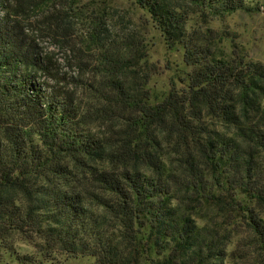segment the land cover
<instances>
[{"label":"trees","instance_id":"trees-1","mask_svg":"<svg viewBox=\"0 0 264 264\" xmlns=\"http://www.w3.org/2000/svg\"><path fill=\"white\" fill-rule=\"evenodd\" d=\"M183 1L137 0L191 68L152 104L135 32L92 18L81 40L97 58L75 60L92 75L67 76L40 39L72 38L70 12L0 0V241L17 233L44 256L93 264H264V64L188 28L190 6L223 15L248 0Z\"/></svg>","mask_w":264,"mask_h":264},{"label":"rangeland","instance_id":"rangeland-1","mask_svg":"<svg viewBox=\"0 0 264 264\" xmlns=\"http://www.w3.org/2000/svg\"><path fill=\"white\" fill-rule=\"evenodd\" d=\"M172 1L177 5L184 2L183 0ZM247 2L248 9L223 15H214L207 9H193L190 6L192 13L189 16L188 28L190 31L199 33L207 43L224 51L225 54L243 53L249 59L264 64V0H248ZM64 8L72 15L74 30L77 34L69 31L68 34L72 33V38L63 37L60 34H57L55 38L43 35L40 41L45 50L53 55V60L59 61L54 66L66 72L67 76L74 74L90 77L92 75L86 70H79L75 60L97 58L96 51H89L81 38L90 27L91 19L98 16L103 20L104 26L112 29L115 36L135 32L141 40L147 54L148 68L152 72L148 84L152 104L161 102L170 89L186 87V79L191 68L185 62L183 47L179 44H168L163 30L137 0H56V3L50 6L52 10ZM43 9H47V6ZM33 14V22L42 26L36 20L42 17L43 10L36 9ZM66 37L71 40L61 42ZM69 42L75 47L73 52H70ZM92 52L96 54V57L91 55ZM85 98L89 100L88 97L85 96ZM107 124L102 120H96L92 128L100 135L114 134L113 136H116L121 125L108 126ZM156 136L160 138L158 134ZM76 165L77 161H73L72 168L74 169ZM97 166L109 167L111 163L106 160L99 162ZM76 170L79 175L77 171L71 175L74 182L80 183L81 179L88 180L89 173L86 168L81 167ZM25 255L33 256L32 264L94 263L93 258L89 256L68 258L62 256L59 260L52 259V256H44L38 251L34 242L24 239L17 233H13L8 241H0V264H31L20 259Z\"/></svg>","mask_w":264,"mask_h":264}]
</instances>
